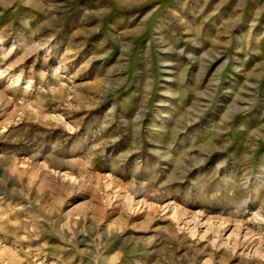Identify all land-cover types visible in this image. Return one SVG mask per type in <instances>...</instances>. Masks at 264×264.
Masks as SVG:
<instances>
[{
  "label": "rangeland",
  "instance_id": "1",
  "mask_svg": "<svg viewBox=\"0 0 264 264\" xmlns=\"http://www.w3.org/2000/svg\"><path fill=\"white\" fill-rule=\"evenodd\" d=\"M0 264H264V0H0Z\"/></svg>",
  "mask_w": 264,
  "mask_h": 264
}]
</instances>
